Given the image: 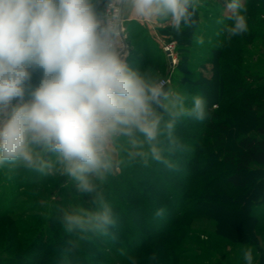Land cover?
<instances>
[{"label":"clouds","instance_id":"9594fccd","mask_svg":"<svg viewBox=\"0 0 264 264\" xmlns=\"http://www.w3.org/2000/svg\"><path fill=\"white\" fill-rule=\"evenodd\" d=\"M199 7L200 0H0V168L71 182L68 190L91 207L61 209L65 233L115 240L118 218L103 189L124 164L118 150L144 167L174 170L171 156L183 148L178 122L209 117L204 97L188 106L169 81L131 68L122 44L134 23L180 35L197 23ZM226 9L231 23L216 22L230 41L248 32L247 8L228 0ZM244 260L253 264L252 248Z\"/></svg>","mask_w":264,"mask_h":264},{"label":"trees","instance_id":"16d2710c","mask_svg":"<svg viewBox=\"0 0 264 264\" xmlns=\"http://www.w3.org/2000/svg\"><path fill=\"white\" fill-rule=\"evenodd\" d=\"M196 19L197 23L183 29L180 35L168 27L175 40L185 43L179 45L181 58L175 65L184 74L181 87L186 85L189 93L204 97L210 114L198 124L191 118L178 122L175 135L183 148L171 156L176 169L155 162L144 167L138 159L130 160L125 151L118 150L119 158L124 160L123 172L111 175L103 189L118 218L113 230L116 239L65 233L58 217L61 209L70 206L59 203L51 213L52 220L30 229L29 250L38 258L35 264H129L120 249L134 256L137 264H222L217 251L225 260L241 264L232 256L237 252L236 256L242 257L248 248H252L257 264H264V216L258 213L264 204V129L255 122L262 105L252 101L257 92H264V84L252 87L237 68L230 66L228 56L239 47L233 37L227 41H234L233 46L221 45L224 35L216 40L220 46L208 50V57L202 59L218 69L217 81L201 73L191 74L194 62L200 60L186 53L190 47L185 48L196 37L198 11ZM160 31H164L163 27ZM225 54L227 57L222 59ZM128 60L129 64L133 62ZM249 92L253 95L247 97ZM191 101L186 98L188 106ZM216 101L223 105L212 110ZM59 181L66 179L60 177L56 184ZM81 206L91 204L81 198ZM160 209L163 215L157 216ZM14 216L9 211L0 212V219L12 221ZM200 217L214 220V233L193 226ZM4 228L0 225V231ZM70 243L78 244V248L71 251ZM153 253L156 259L149 261Z\"/></svg>","mask_w":264,"mask_h":264},{"label":"rangeland","instance_id":"374dc122","mask_svg":"<svg viewBox=\"0 0 264 264\" xmlns=\"http://www.w3.org/2000/svg\"><path fill=\"white\" fill-rule=\"evenodd\" d=\"M262 1L264 2V0H242L247 8L246 16L250 17L247 21L249 30L247 33L233 37L238 43L239 51L230 53V56H228L230 66L237 68L239 73L246 77H244V81L251 83L252 87H261L264 84V5ZM227 3L228 0H200V7L198 8L200 23L196 28V37L185 48L189 49L190 47L189 51L185 50L186 53L200 60L194 62L195 67L192 66L191 74L198 75L201 73L202 76L217 81L218 69L211 63L202 62V59L208 57V54H206L208 50L219 47L220 44L216 40L223 38L224 34L218 31L222 24H218L216 21L221 20L225 24L231 23L226 19L229 15L226 9ZM162 27L163 32L157 31L159 43H156L155 38L153 39L150 34H146V29L141 25L128 26L129 35L125 39V45L128 48L127 58L133 60L134 63L130 64L134 70L144 72L147 69L153 71L162 79L168 80L170 85L180 91L187 99L192 100L195 95L187 91L188 86L185 85L182 88L180 84V79L184 74L177 71L175 66H170L168 60V63L166 62L160 48L162 46L163 52V46L172 43L174 54L179 61L181 58L179 45H185V43L175 40L167 26ZM201 37L204 41L202 44L199 42ZM225 43L234 45V41L227 42L225 40L221 45H225ZM161 56L163 57L159 61L158 57ZM225 57H227L226 54L222 59H225ZM156 59H158V62ZM254 73L257 78H254ZM38 79V75H34L33 82L36 83ZM204 90L202 91L204 92ZM251 95H253L252 92H249L247 97ZM252 101H257L262 105V108H259L256 112L258 118L255 122L256 125L264 129V92L261 90L257 92L256 96L252 97ZM221 105H223V102L216 101L211 109L217 110ZM195 124H198L197 121ZM213 161V158H211L210 162L213 163ZM123 169L124 167L121 166L113 175H120ZM60 177L59 175L43 176L20 168L10 170L7 166L0 168V212L9 211L15 215L12 221L0 219V225L5 227L3 231H0L1 264L37 263L38 258L29 250L30 237L32 236L31 227L38 226L42 221L52 220L53 214L51 213L54 212V206L59 203L66 207L81 206V197L77 193L68 190L72 187L71 182L66 180L65 182L59 181L56 184L57 179ZM31 193L32 195H30ZM258 213L264 216V204L258 209ZM195 220L193 225L195 228L201 231L215 232L214 220L202 217ZM261 229L264 230V225L261 226ZM22 230L28 231V233L23 234ZM261 245L264 247V235L261 239ZM212 249L217 251L215 247ZM230 251L235 250L230 249ZM236 253L232 256V260H239L241 264H246L244 255L239 257L236 256ZM216 255L220 257L222 264H234L231 260H225L222 253L217 251ZM253 264H257V260H254Z\"/></svg>","mask_w":264,"mask_h":264},{"label":"built area","instance_id":"2783aa9c","mask_svg":"<svg viewBox=\"0 0 264 264\" xmlns=\"http://www.w3.org/2000/svg\"><path fill=\"white\" fill-rule=\"evenodd\" d=\"M126 36H123L122 37V43H123V52L125 54V59H126V62H127V52H128V48L127 46L125 45V39H126ZM163 50L164 52L166 53V56H167V59L169 61V63L171 64V66H175L178 62V59H177V56L174 54V51H173V44L170 43V44H165L163 46ZM168 81V80H167Z\"/></svg>","mask_w":264,"mask_h":264},{"label":"crops","instance_id":"0c3cea01","mask_svg":"<svg viewBox=\"0 0 264 264\" xmlns=\"http://www.w3.org/2000/svg\"><path fill=\"white\" fill-rule=\"evenodd\" d=\"M132 25H141L142 27H144V29H146V34H150L152 37H153V39L155 38V40L154 41H156V43H159V36H158V34H157V31L158 30H160V28H161V26H159V27H153V26H145V25H143V24H132ZM130 26V25H129ZM129 34V29H128V31H127V35ZM160 48H161V53H162V55L163 56H165V60H166V62L168 63V59H167V56H166V53L163 51L162 52V46H160ZM128 53V52H127ZM163 56H161V57H158V59H159V61H161V58L163 57ZM129 57L127 58V63L129 64ZM170 64V63H169ZM129 66L132 68V66H131V64H129ZM170 66H171V64H170Z\"/></svg>","mask_w":264,"mask_h":264}]
</instances>
